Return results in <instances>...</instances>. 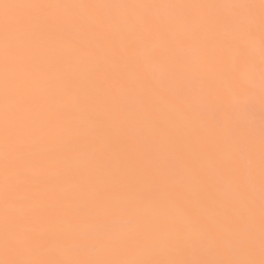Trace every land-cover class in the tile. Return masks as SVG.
<instances>
[{"label": "snow or ice", "instance_id": "obj_1", "mask_svg": "<svg viewBox=\"0 0 264 264\" xmlns=\"http://www.w3.org/2000/svg\"><path fill=\"white\" fill-rule=\"evenodd\" d=\"M0 264H264V0H0Z\"/></svg>", "mask_w": 264, "mask_h": 264}]
</instances>
